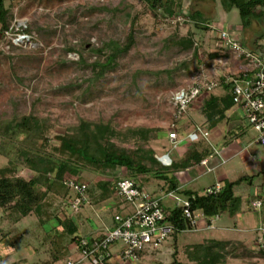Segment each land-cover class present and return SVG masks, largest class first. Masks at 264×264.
I'll return each mask as SVG.
<instances>
[{"label":"rangeland","instance_id":"obj_1","mask_svg":"<svg viewBox=\"0 0 264 264\" xmlns=\"http://www.w3.org/2000/svg\"><path fill=\"white\" fill-rule=\"evenodd\" d=\"M4 5L15 35L12 31L0 35V167L12 161L15 174L26 179L32 172L18 152L37 150L61 156L56 150V135L69 131L80 119L108 124L114 131L108 139L117 147L153 149L155 156L172 150L166 142L172 93L203 73L212 78L221 75L206 73L207 67L213 72L212 64L217 63L213 56L221 55L211 51L219 45L214 41H218L221 30L231 31V25L241 23L238 10L223 9L219 0H174L171 15L162 7L154 13L147 0H4ZM256 9L263 11L260 17L264 16V7ZM193 10L202 14L194 19L206 28L188 19ZM18 31L25 38L13 40ZM209 34L210 49L202 50L204 35ZM185 37L193 39L192 44L180 43ZM126 44L129 48L118 54L112 66H99L112 49ZM199 56L203 58L201 67ZM25 115L41 119L45 139L28 136L16 126ZM135 129H149L152 134L136 136L132 134ZM77 174L78 180L92 185L85 193L86 202L76 209L80 234L88 235L111 224L117 205L111 186L126 170L99 171L80 166ZM244 187L240 183L234 191L242 194ZM175 202L180 201L163 199L164 205L173 206ZM260 211L264 206L250 207L243 214L224 213L213 220L217 227L221 223L233 226L234 220L240 231H182L176 235L177 242H197L202 237L231 239L228 249L232 253L221 264H264V256L253 240L254 227L264 224L260 223ZM37 221L31 213L14 222L0 211L1 264H50L57 254L69 255L74 248L69 237H62L57 244L56 237H44ZM184 252L181 247L163 260L166 264L172 259L195 264Z\"/></svg>","mask_w":264,"mask_h":264},{"label":"trees","instance_id":"obj_2","mask_svg":"<svg viewBox=\"0 0 264 264\" xmlns=\"http://www.w3.org/2000/svg\"><path fill=\"white\" fill-rule=\"evenodd\" d=\"M147 1L154 13L159 7H162V10L169 15L173 14L171 5H173L174 0ZM211 1L214 2L215 0ZM219 2L225 10L236 8L243 26L250 24L251 20L257 16L263 15V11L255 10L258 7H264V0H219ZM7 8L4 5V0H0L1 32L9 30L11 27L8 24ZM187 17L188 19L196 20L194 17L200 19L202 14L197 10H193ZM194 23L197 24L196 26H201L197 20ZM201 27L206 28L204 24ZM192 42L193 39L185 37L180 43L189 45ZM128 48L129 45L126 44L118 48V50L112 49L108 53L105 63H101L99 66L103 67V69L112 66V62L118 54L125 52ZM198 62L200 63L199 58ZM224 88L226 94L223 97L219 98L208 94L203 99L202 111L206 120H211L215 116H222L233 105L228 87ZM40 120L37 116L25 115L16 126L22 131L28 132V136L31 135L32 137L45 139V128ZM135 130L136 133L132 134L136 136L152 134L149 129ZM142 132H147V134L141 135ZM112 135H114V131L108 124L80 119L77 125L69 128V131L56 135V139L59 141L56 150L61 156L57 157L51 153H39L37 150L19 151V157L22 158L27 169L32 172V175L28 179L16 175L14 162L12 161L8 165L0 167V211L5 212L14 222L32 213L38 220V227L43 229L44 237H56V243L59 244L62 237L67 236L72 245H76L80 238L90 237V235L80 234L81 226L79 219H77L78 212L68 210L70 208V201H72L77 193L66 184V181L78 175L80 166H92L99 171H113L123 167L126 170V174L118 179H131L141 188H143L141 185L142 180L151 176L163 178L164 184L167 185L165 189L167 192L176 190V181L168 178L166 173L179 167L184 168L199 162L210 151L208 147H203L205 139L198 137V139L192 141V149L185 160L177 163L171 161L169 165H164L157 159L153 149L142 151L138 148L127 150L124 147H117L113 143H110L108 139ZM242 179L243 176L238 177L234 181H229L212 193H198L192 190H181L179 192L186 196L189 202V209L193 211L200 210L202 224H211L215 215L220 216L226 213L231 216L238 211L240 198L233 193L232 188L234 184L240 182ZM116 181L111 186L113 191ZM85 183L86 192H89L92 185L86 181ZM101 183L103 182L101 181ZM58 195H61V197L59 201L55 202V198ZM70 195H72V198L68 200ZM262 201L264 202V199L260 200L259 207H261ZM54 203L55 205L52 207L51 204ZM161 205L167 213L165 220L173 225L171 238L174 240L178 232L190 227L189 220L182 214V205L167 206L163 205L162 202ZM50 221H53V223H50ZM230 240L212 237L203 238L202 241L192 243L184 248L186 259L195 264L224 263L226 256L232 253V249H228V245L232 242ZM253 240L255 245V239L253 238ZM258 252L264 256V251ZM65 255L64 253L60 256L59 254L55 255V259L50 264H57L66 257ZM172 256L174 257L175 255ZM170 264L180 263L172 259Z\"/></svg>","mask_w":264,"mask_h":264},{"label":"built area","instance_id":"obj_3","mask_svg":"<svg viewBox=\"0 0 264 264\" xmlns=\"http://www.w3.org/2000/svg\"><path fill=\"white\" fill-rule=\"evenodd\" d=\"M11 31H14V27H10L3 33L10 35ZM19 33L21 31H18L12 39L25 38L24 34ZM13 34L15 35L14 32ZM219 40L223 50L233 55L236 66L224 71L217 78L207 77L203 73L191 84L172 93L170 101L173 103V109L169 122L170 129L167 133V139L172 146H175L178 141L176 123L184 115L188 105L202 93L226 86L229 89L232 104L240 109L244 121L254 130V141L264 145V57L261 52H255L241 44L230 31L221 30ZM208 136V130L202 125H197L186 135L190 142L198 137L206 140ZM158 160L164 165L170 163L169 157L164 154L160 155ZM66 184L77 193L70 201V209L76 211L86 202V183L71 177L67 179ZM219 188L220 186L215 184L206 187L204 193H212ZM114 194L117 202L125 203L129 209L114 213L112 226L100 235L80 238L74 248L69 251V255L57 264H124L127 260L137 261L146 248L160 246L171 238L173 225L165 220L167 213L161 205L159 196L139 187L128 178H120L116 181ZM188 203L187 199L177 203L183 206L182 214L189 220L190 227L186 229H199L198 215L189 209ZM251 206L259 207L260 200H253ZM217 217V215L214 216V218ZM203 227L212 228L213 226L211 223ZM254 239L257 251H264V224L256 227ZM114 244L120 245L116 253L111 250Z\"/></svg>","mask_w":264,"mask_h":264},{"label":"crops","instance_id":"obj_4","mask_svg":"<svg viewBox=\"0 0 264 264\" xmlns=\"http://www.w3.org/2000/svg\"><path fill=\"white\" fill-rule=\"evenodd\" d=\"M263 17L264 16H257L256 18L252 19L250 24L247 26H243L240 23L238 25H231L229 28L231 29L230 32L234 34L241 44L255 52H261L262 56L264 57V20H261ZM1 33L2 32L0 31V35ZM204 36L206 41L202 46V50L209 48V44L212 43L211 40L208 41V38L211 37L210 34ZM217 39L218 41L214 42H218L219 45H217L216 48L213 45L214 49L211 51L220 52L221 55L217 54L218 56H216L214 54L215 56H213V61L217 63L212 64V69H214L213 72H211L210 67L206 68V73L208 76H211V73L214 75V72L219 74L220 72L222 73L223 71H228L232 67L236 66V60L233 59V55L223 50L221 47V41L219 38ZM199 59L201 67L203 58L199 56ZM208 61L209 60H207V62ZM218 63H220V66H217ZM208 94L220 98L226 94V90L224 87H218L209 93H203L200 97H197L189 104L187 111H185L186 116H184V114L176 123L175 130L178 141L176 142L175 146H172V144L167 139V133L170 129V117L166 125V142L171 146L172 150L169 149L163 154L169 157L170 163L171 161L173 163H177L185 160L193 146L192 142L187 139L186 135L193 131L197 125H202L208 130L209 136L208 139L204 140L205 144L203 147H208L210 151L199 162L193 163L184 168L179 167L176 170L166 173L168 178H172L176 181V190L166 192L165 189L167 185L164 184L163 178H154L152 176L142 180L141 185L143 189L159 196L161 198L162 204L164 205L163 199L165 200L168 197H170L171 201L174 199L175 201L178 200L180 202L187 199L184 194L179 192L181 190H192L198 193H204L203 190L206 187H211L215 184H218L221 187L223 184L229 181H234L238 177L243 176V179L240 182L234 184L232 188L233 193L240 198L239 209L237 212L240 211V214H243L245 210L253 207L251 206V202L254 199H264V145L254 141V130L246 124L240 109L234 105L228 108L222 116H215L211 120H206L202 111V106L203 99ZM172 109L173 103L171 102V112ZM162 146L163 148L165 147V145ZM160 155L156 154L157 159ZM240 183L245 185V191L244 193L242 192V194H240L239 191H234V186L240 185ZM243 203L245 206H243ZM263 203L264 202L262 201V206H264ZM116 204L115 213L122 209L123 211H127L129 209L128 205L125 203L120 204L116 202ZM175 204H177V202H175L174 205ZM195 212L198 215L197 220L199 229L197 230H241V228L238 227L237 222L234 220H232L233 226H230L227 223H221L217 227L212 222V228H205L203 227L204 224H202L200 210H196ZM260 215V223H262L264 222V211H260ZM220 217L221 216L214 219L219 220ZM258 225L259 224H257L254 228H256ZM111 226L112 222L109 225H104L100 228H96L95 230L93 229L88 233V235H100L104 230L110 228ZM182 231L193 230L185 229ZM203 238L206 237H202L197 242L202 241ZM192 243L196 242L187 241L178 244L177 238L174 240L170 238V240L166 241L159 247L146 248L140 254V257L137 261L127 260L124 262V264H166V261L163 260L166 255L171 254L173 251L179 250L181 247H183L184 250L187 245H191ZM119 248L120 245L116 244L111 247V250L113 253H116ZM154 261L156 262L154 263ZM2 264L9 263L7 262Z\"/></svg>","mask_w":264,"mask_h":264}]
</instances>
